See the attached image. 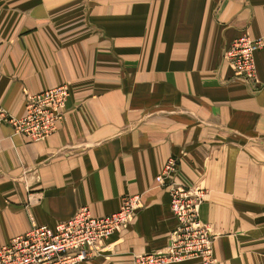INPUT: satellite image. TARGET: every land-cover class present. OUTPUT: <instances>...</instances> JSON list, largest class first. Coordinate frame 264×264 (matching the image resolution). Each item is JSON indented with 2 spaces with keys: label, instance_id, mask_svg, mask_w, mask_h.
<instances>
[{
  "label": "crops",
  "instance_id": "1",
  "mask_svg": "<svg viewBox=\"0 0 264 264\" xmlns=\"http://www.w3.org/2000/svg\"><path fill=\"white\" fill-rule=\"evenodd\" d=\"M242 35L263 42L256 83L223 58ZM62 84L49 137L0 125V246L140 194L131 223L79 264L167 255L176 220L155 178L175 157L176 181L201 190L212 264H264V0H0V105L21 116L27 93Z\"/></svg>",
  "mask_w": 264,
  "mask_h": 264
},
{
  "label": "built area",
  "instance_id": "2",
  "mask_svg": "<svg viewBox=\"0 0 264 264\" xmlns=\"http://www.w3.org/2000/svg\"><path fill=\"white\" fill-rule=\"evenodd\" d=\"M263 47L260 39L242 35L225 49L223 58L232 67L234 77L245 82L257 81L255 52ZM70 96L62 84L39 93H27L25 113L11 115L0 105V125H9L14 133L31 141L49 137L58 127ZM178 161L170 157L156 176L158 185L169 188L170 210L176 225L170 236L169 253L137 257L133 264H162L165 259H212V235L207 225L199 223L198 206L202 201L199 189L178 183ZM141 208V195L123 196L119 209L95 216L87 206L80 207L66 221L33 225L0 246V264H78L89 256V248L131 222Z\"/></svg>",
  "mask_w": 264,
  "mask_h": 264
},
{
  "label": "rangeland",
  "instance_id": "3",
  "mask_svg": "<svg viewBox=\"0 0 264 264\" xmlns=\"http://www.w3.org/2000/svg\"><path fill=\"white\" fill-rule=\"evenodd\" d=\"M233 73H234V72H233ZM190 189H191V188H190ZM195 189H199V188H195ZM192 190H194V189H192ZM199 190H200V189H199ZM200 191H201V190H200ZM202 201H203V196H202ZM202 201H201V203H202ZM201 203H200V204H201ZM200 204H199V205H200ZM198 207H199V206H198ZM129 223H130V222H129ZM129 223H127L126 225H128ZM126 225H124V226H126ZM122 227H123V226H122ZM120 228H121V227H120ZM114 232H115V231H114ZM114 232H113V233H114ZM109 236H110V235H109ZM109 236H108V237H109ZM106 238H107V237H106ZM103 239H105V238H103ZM101 240H102V239H101ZM101 240H100V241H101ZM212 242H213V239H212ZM92 247H93V246H92ZM89 249H91V247H90ZM89 254H90V251H89ZM201 259H202V258H201ZM202 261H203V259H202ZM211 261H212V262H210L209 264H212V263L214 262V258H213V247H212V259H211ZM203 262H204V261H203ZM78 264H79V263H78ZM204 264H205V263H204Z\"/></svg>",
  "mask_w": 264,
  "mask_h": 264
},
{
  "label": "bare ground",
  "instance_id": "4",
  "mask_svg": "<svg viewBox=\"0 0 264 264\" xmlns=\"http://www.w3.org/2000/svg\"><path fill=\"white\" fill-rule=\"evenodd\" d=\"M131 223V222H130Z\"/></svg>",
  "mask_w": 264,
  "mask_h": 264
}]
</instances>
